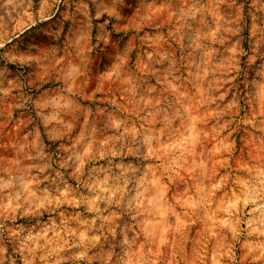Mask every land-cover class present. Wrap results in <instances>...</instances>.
<instances>
[{"label":"rangeland","instance_id":"obj_1","mask_svg":"<svg viewBox=\"0 0 264 264\" xmlns=\"http://www.w3.org/2000/svg\"><path fill=\"white\" fill-rule=\"evenodd\" d=\"M0 178V264H264V0H0Z\"/></svg>","mask_w":264,"mask_h":264},{"label":"clouds","instance_id":"obj_2","mask_svg":"<svg viewBox=\"0 0 264 264\" xmlns=\"http://www.w3.org/2000/svg\"><path fill=\"white\" fill-rule=\"evenodd\" d=\"M91 148V145H89L88 149H85V152L83 155H88L89 150ZM117 153H113L115 155ZM83 155L76 156V159L80 160L81 163L83 162ZM97 172L101 171H106L109 173V175H105L103 179L97 180L95 184L93 185L92 191L96 192V189L99 188V193L95 195V197L89 201L87 198H81L80 203H91L95 205V211L99 212L100 208L99 205L97 204L98 201L101 200H106L107 198L102 195L105 191H108L111 193V195L115 196L117 194H120L123 196L124 194V189L127 188L130 184H132L135 181V173L134 170L129 167L128 172L130 175H125L124 168L121 166V171L119 175L113 174L112 173V167H109L108 169H102L98 168L96 169ZM113 181L112 184H109V181ZM29 188V182L26 179H20L18 184H14L11 179L5 181L3 178H0V208L4 207V201L6 200L8 210L10 211H17V210H23L25 206L27 205L28 207H41L42 205L37 203V200L35 198V193H31V197L28 200H25L21 202L22 197L24 196L25 190ZM6 190H8L6 192ZM45 202H49L47 200V197H45ZM54 202V201H52ZM92 210V209H90ZM87 227L86 230H90L92 226L91 221L85 222ZM18 235V234H17ZM80 240L83 242L84 240L91 239L92 241H96L99 239L97 236H92V237H87L85 235V232H80L79 233ZM37 238L29 235L27 236L23 241L22 245H26L29 241H35ZM51 241H47L45 245H39L36 244L35 247H46L47 244H50ZM34 251L35 249H31ZM54 251H57L58 249H53ZM2 251V249H0ZM45 260L47 259L46 257L44 258Z\"/></svg>","mask_w":264,"mask_h":264}]
</instances>
